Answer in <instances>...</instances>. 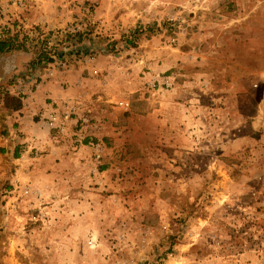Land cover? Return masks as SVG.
<instances>
[{"label":"rangeland","instance_id":"1","mask_svg":"<svg viewBox=\"0 0 264 264\" xmlns=\"http://www.w3.org/2000/svg\"><path fill=\"white\" fill-rule=\"evenodd\" d=\"M21 1L1 42L84 89L1 155L10 263L264 264V0Z\"/></svg>","mask_w":264,"mask_h":264},{"label":"crops","instance_id":"2","mask_svg":"<svg viewBox=\"0 0 264 264\" xmlns=\"http://www.w3.org/2000/svg\"><path fill=\"white\" fill-rule=\"evenodd\" d=\"M75 14L76 9L71 8ZM30 53L14 50L11 54L0 55V158L10 155L18 159L23 152L37 147L39 137L49 133L46 117L67 100L73 92L83 90V76L78 62L67 68L33 64L24 67ZM75 61V60H73ZM77 82V83H76ZM3 92L19 97L21 106L7 108L3 102ZM1 168V165H0ZM6 244L0 240V264H11L4 250Z\"/></svg>","mask_w":264,"mask_h":264},{"label":"trees","instance_id":"3","mask_svg":"<svg viewBox=\"0 0 264 264\" xmlns=\"http://www.w3.org/2000/svg\"><path fill=\"white\" fill-rule=\"evenodd\" d=\"M21 42L23 43V45L20 48H12L11 46V40L10 41H3L0 42V55H6V54H11V52H13L14 50H24L27 51V49H24L25 47V43H24V39L21 40ZM14 49V50H13ZM42 51H39L37 53L36 58H34V60H36V63H39L41 61L42 58ZM34 63H32L33 65ZM3 102L5 104V106L7 108H12V109H17L21 106V100L19 99V97L11 95L7 92H3Z\"/></svg>","mask_w":264,"mask_h":264},{"label":"built area","instance_id":"4","mask_svg":"<svg viewBox=\"0 0 264 264\" xmlns=\"http://www.w3.org/2000/svg\"><path fill=\"white\" fill-rule=\"evenodd\" d=\"M9 2L11 3V4H13V5H22V1L21 0H11V1H6V2H4V3H2L1 2V5H0V13L1 14H5V13H8L9 12ZM0 26H4V22H2V20H1V23H0ZM73 29V28H72ZM3 40V34H2V32H1V28H0V42ZM50 44H51V42H48V47L50 46ZM60 64L61 65H65V62L64 61H61L60 62ZM123 102H125V103H123ZM120 104H125V105H127L128 104V102L127 101H120ZM69 108L70 109H73V108H75L74 107V105L73 104H71V105H69ZM55 113V112H54ZM56 118H55V114H51L50 116H49V120H55ZM48 120V119H47ZM48 122V124H52V122H50V121H47ZM62 123V122H61ZM60 123V124H61ZM59 125V124H58Z\"/></svg>","mask_w":264,"mask_h":264},{"label":"bare ground","instance_id":"5","mask_svg":"<svg viewBox=\"0 0 264 264\" xmlns=\"http://www.w3.org/2000/svg\"><path fill=\"white\" fill-rule=\"evenodd\" d=\"M176 264H179V263H176Z\"/></svg>","mask_w":264,"mask_h":264}]
</instances>
